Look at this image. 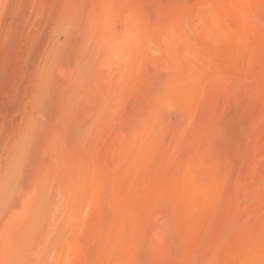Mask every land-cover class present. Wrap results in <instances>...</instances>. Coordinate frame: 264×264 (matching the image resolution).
I'll return each mask as SVG.
<instances>
[{
	"label": "rangeland",
	"instance_id": "rangeland-1",
	"mask_svg": "<svg viewBox=\"0 0 264 264\" xmlns=\"http://www.w3.org/2000/svg\"><path fill=\"white\" fill-rule=\"evenodd\" d=\"M6 167L19 264H264V0H0Z\"/></svg>",
	"mask_w": 264,
	"mask_h": 264
},
{
	"label": "bare ground",
	"instance_id": "bare-ground-1",
	"mask_svg": "<svg viewBox=\"0 0 264 264\" xmlns=\"http://www.w3.org/2000/svg\"><path fill=\"white\" fill-rule=\"evenodd\" d=\"M78 17V16H77ZM65 18V17H64ZM96 23V22H95ZM44 28V27H43ZM61 29V28H60ZM92 34V33H91ZM94 34V33H93ZM87 35V34H86ZM92 37V36H91ZM88 38V37H87ZM92 39V38H91ZM79 41V40H78ZM83 42V41H82ZM81 43V42H80ZM65 44V43H64ZM97 44V43H96ZM80 45V44H79ZM64 46V45H63ZM79 47V46H78ZM81 47V46H80ZM52 50V49H51ZM44 52V51H43ZM78 56V55H77ZM40 57V56H39ZM47 60V59H46ZM101 62V61H100ZM83 64V63H82ZM106 64V63H105ZM88 65V64H87ZM86 66V65H85ZM99 66V65H98ZM91 67V66H90ZM85 68V67H84ZM88 68V67H87ZM80 69V68H79ZM99 70V69H98ZM79 71V70H78ZM94 71V70H93ZM86 73V72H85ZM78 74V73H77ZM81 75V74H80ZM83 75V74H82ZM81 75V76H82ZM84 75H86V74H84ZM79 76V75H78ZM79 78V77H78ZM50 80V79H49ZM47 81V80H46ZM101 81V80H100ZM36 102H38V100L36 101ZM32 104V103H31ZM33 104H34V102H33ZM35 105V104H34ZM33 105V106H34ZM6 107V106H5ZM59 107V106H58ZM38 112V111H37ZM42 113V112H41ZM29 114V113H28ZM27 120V119H26ZM26 123V122H25ZM28 123H29V121H28ZM32 123V122H31ZM30 124V123H29ZM37 127V126H36ZM28 129H29V127H28ZM30 129H31V127H30ZM33 129V128H32ZM38 130V129H37ZM29 131V130H28ZM31 133V132H30ZM39 134V133H38ZM30 138V137H29ZM32 138V137H31ZM25 139H27L26 137H25ZM4 142V141H3ZM25 142H28L29 143V141H25ZM23 143V145L25 146L26 144L28 145V143ZM26 145V146H27ZM22 146V145H21ZM18 147V146H17ZM23 147V146H22ZM28 147V146H27ZM27 147H24V150H25V148H27ZM21 148V147H20ZM19 148V149H20ZM22 149V148H21ZM18 150V149H17ZM23 150V149H22ZM13 151V150H12ZM19 151V150H18ZM16 152V151H15ZM14 152V153H15ZM22 152H24V151H22ZM227 153V152H226ZM20 154H21V152H20ZM16 155H19L18 154V152H17V154ZM13 156V155H12ZM6 159H8V158H6ZM14 161H15V159H13ZM19 161H20V158L18 159ZM224 160V159H223ZM13 162V161H12ZM19 163V162H18ZM14 167V166H13ZM12 167V168H13ZM56 167V166H55ZM54 167V168H55ZM7 168V167H6ZM12 168H11V170H12ZM14 168H16V167H14ZM46 168V167H45ZM17 169V168H16ZM5 170V171H4ZM4 170H2V171H4L2 174L0 173V228H3L4 226H6L5 224L3 225L2 223H4V222H8L9 221V219L11 220V223L13 222L14 224L15 223H17V222H21V221H23L24 219H26V221H27V223L29 224V229H30V232H34L35 231V229H36V226H37V219H38V217H39V214L41 213L40 211H38L37 212V210H39L40 208V205H38L39 207V209H36V208H34V207H31L30 205H28V203H26L25 204V202H22V199L20 198V197H22V195L20 196V197H15L14 198V196L11 194V191H12V188H14V187H10V180H11V178H9V177H12V175H10V168L8 167L7 169H4ZM20 170V169H19ZM54 170H56V169H54ZM15 172V171H14ZM14 172L13 173H11V174H14ZM18 173V172H17ZM16 173V174H17ZM19 174H20V172H19ZM21 175V174H20ZM51 175V174H50ZM18 177V176H17ZM13 178H15V179H13ZM12 179L15 181L17 178H16V175L13 177ZM18 178H20V177H18ZM51 178V177H50ZM25 179V178H24ZM55 180H57L56 178H55ZM59 181V180H58ZM41 182H42V180H41ZM46 182V181H45ZM16 184V183H15ZM56 186V185H55ZM17 187V186H16ZM15 187V188H16ZM10 188H11V190H10ZM17 189V188H16ZM19 189V188H18ZM17 189V190H18ZM14 190V189H13ZM17 190H16V193H17ZM15 191V190H14ZM13 191V192H14ZM26 191L27 190H25V193H26ZM16 193H13V194H16ZM13 197H12V196ZM23 196H24V193H23ZM54 201V200H53ZM46 202V201H45ZM51 202V201H50ZM37 203V202H36ZM42 203H44V201H42ZM21 204V205H20ZM46 204V203H45ZM42 206H44L45 207V205H43V204H41ZM36 209V212L34 211V209ZM41 208H43V207H41ZM42 210V209H41ZM7 220V221H6ZM9 224H10V222H9ZM8 224V226L7 227H11L10 225ZM3 225V226H2ZM2 226V227H1ZM6 228L4 227V230H5ZM1 230V229H0ZM4 230H1L0 231V233H2L1 235L3 236V234L5 235H8L7 234V232H2V231H4ZM7 230V229H6ZM0 235V239L2 240V239H7L5 236H4V238H1L2 236ZM1 243L3 242V240L2 241H0ZM5 242V241H4ZM6 242H8V243H5L6 245H4L3 243V248H4V246H6L7 247V244L9 245V243H10V241L9 240H7ZM11 244V243H10ZM17 246V245H16ZM15 246V247H16ZM0 247H2V245H0ZM5 247V250H7V248H9V246L6 248ZM18 247V246H17ZM21 248V247H20ZM23 250V249H22ZM0 251H1V248H0ZM11 251V250H10ZM20 250H16V254L14 255V253L12 254L13 256H12V258L10 259V257H9V255H7V254H10L9 253V251L6 253V252H4L5 254H6V257L4 256V255H1V253H0V256H3V257H5V259L4 258H2L1 257V259H2V261H3V259H4V261L5 262H3L4 264H19V263H21L20 262V260H21V258L23 259V257L24 256H22L23 255V253L24 252H19ZM13 252V251H12ZM3 254V253H2ZM7 256L9 257V258H7ZM6 258H7V260H6ZM1 261V260H0ZM0 264H1V262H0Z\"/></svg>",
	"mask_w": 264,
	"mask_h": 264
}]
</instances>
